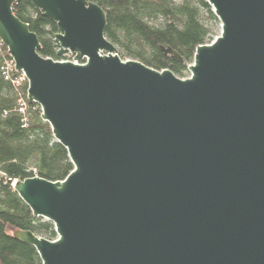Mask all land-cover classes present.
Segmentation results:
<instances>
[{
	"label": "water",
	"instance_id": "95a60500",
	"mask_svg": "<svg viewBox=\"0 0 264 264\" xmlns=\"http://www.w3.org/2000/svg\"><path fill=\"white\" fill-rule=\"evenodd\" d=\"M0 0V39L73 169L12 186L56 238L42 264H264V0H205L220 21L179 78L123 59L90 0H32L57 24L56 54ZM84 61V63H78Z\"/></svg>",
	"mask_w": 264,
	"mask_h": 264
},
{
	"label": "trees",
	"instance_id": "16d2710c",
	"mask_svg": "<svg viewBox=\"0 0 264 264\" xmlns=\"http://www.w3.org/2000/svg\"><path fill=\"white\" fill-rule=\"evenodd\" d=\"M104 11L105 37L121 58L136 59L156 70L169 69L182 76L193 62L196 47L211 41L208 21H218L205 0H90ZM13 13L38 36L39 54L60 60L53 44L56 22L50 21L32 0H15ZM175 49L187 63L170 60L161 46ZM1 50H3L1 52ZM0 50V264H42L37 250L14 237L32 231L52 240V222L35 217L12 183L35 175L46 180L65 179L73 169L68 151L54 140L42 109L27 99V83L15 86L4 78ZM22 108V110H21Z\"/></svg>",
	"mask_w": 264,
	"mask_h": 264
},
{
	"label": "built area",
	"instance_id": "2783aa9c",
	"mask_svg": "<svg viewBox=\"0 0 264 264\" xmlns=\"http://www.w3.org/2000/svg\"><path fill=\"white\" fill-rule=\"evenodd\" d=\"M2 46H4V45L0 39V50H1ZM2 51L3 50H1V52ZM6 56L7 57L4 56L5 60H4V63L1 67L3 69L2 73L4 75V78H6L7 80H10L15 86L22 85L24 82H26L28 85L27 77H25L24 73L18 72L16 70L14 60L11 56L8 55L7 50H6ZM21 110H22V108H21ZM35 176H37V175H35Z\"/></svg>",
	"mask_w": 264,
	"mask_h": 264
},
{
	"label": "rangeland",
	"instance_id": "374dc122",
	"mask_svg": "<svg viewBox=\"0 0 264 264\" xmlns=\"http://www.w3.org/2000/svg\"><path fill=\"white\" fill-rule=\"evenodd\" d=\"M208 25L211 27L210 37H211V41H213L216 38V36H218L220 34V32H221L220 21L219 20L216 21V22L215 21H208ZM118 54H119V52H118ZM57 61H60V62L71 61V62L77 63L74 60V55L69 54V53L68 54H65V56L62 59L57 60ZM78 63H84V61H78ZM190 75H191V71L186 67L184 74L182 76H178V77L181 78V79H186Z\"/></svg>",
	"mask_w": 264,
	"mask_h": 264
}]
</instances>
